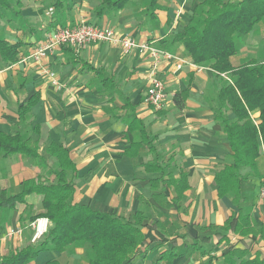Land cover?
I'll list each match as a JSON object with an SVG mask.
<instances>
[{
  "label": "crops",
  "instance_id": "obj_1",
  "mask_svg": "<svg viewBox=\"0 0 264 264\" xmlns=\"http://www.w3.org/2000/svg\"><path fill=\"white\" fill-rule=\"evenodd\" d=\"M203 1L158 0L151 8L150 0H127L117 10L103 5V0H9L8 8H0V37L22 44L18 63L6 66L0 59V132L20 131L39 142V152L48 161L41 167L27 157L0 156V202L3 194L19 193L24 181L41 175L54 181L49 171L58 163L46 148L56 143L68 149L77 170L76 204L126 220L141 212L147 223L157 225L156 231H144L147 242L133 264H225L232 249L247 250L246 259L256 253L264 259V241L259 237L229 232L228 240L220 241L210 228L222 227L238 215L232 197L219 198L215 184L217 172L232 163L229 141L216 120L220 91L230 80L194 64L183 46L173 43ZM81 20L174 58L158 59L150 50L127 52L119 43H99L79 49L61 46L39 62L27 59L54 31ZM263 39L264 26L257 27L238 57L232 58L233 66L253 59L264 64ZM154 80L164 84L167 95L160 111L145 102ZM183 91L188 96L179 110L175 96ZM36 94L38 103L20 124L19 108ZM224 117L235 119L230 111ZM134 118L143 126L130 130ZM253 118L257 122L259 113ZM35 127L39 131L33 133ZM260 147L259 176L243 170L249 184L242 208L252 223L264 226L261 141ZM150 162H158L166 172H149ZM182 173L187 174L190 188L179 204L166 207L175 193L164 187L161 178L178 179ZM68 178H73L71 172ZM154 180L161 182L159 189L152 187ZM42 200L31 195L15 209H0V259L34 245L30 218L41 211ZM17 229L21 233L11 237L10 231ZM91 257L88 246H70L64 252L43 251L30 264H87Z\"/></svg>",
  "mask_w": 264,
  "mask_h": 264
},
{
  "label": "trees",
  "instance_id": "obj_2",
  "mask_svg": "<svg viewBox=\"0 0 264 264\" xmlns=\"http://www.w3.org/2000/svg\"><path fill=\"white\" fill-rule=\"evenodd\" d=\"M157 1L150 0L149 7H154ZM126 2L103 0L102 3L120 10ZM8 7L9 0H0V8ZM260 26H264V0H204L195 8L191 21L173 38V43L182 45L194 64L208 67L218 76L225 74L230 80L220 91L216 120L221 122L229 141L232 163L217 172L215 184L219 198L232 197L238 215L236 218L230 217L222 227H210L217 232L220 241H227L229 232L242 238L259 237L264 241V226L252 223L242 208L248 198L246 190L249 184V177L243 174V170L259 176L260 141L264 146V64L253 59L234 67L231 61L238 55L239 43L245 42ZM21 47V43L11 44L0 37L2 63L6 66L18 63L22 58ZM187 96L188 91L176 94L175 103L179 110L184 108ZM39 99V94H36L19 108L20 124L27 121L31 108ZM226 111L235 116L233 121L224 117ZM256 112L259 113L257 122L253 118ZM131 124L130 130L143 126L137 118ZM38 131L39 127L32 130L33 133ZM146 140L147 136L143 143ZM39 150V142H34L20 131L13 135L0 132L2 157L23 156L35 160L41 167H47L48 161ZM46 153L58 163L56 170L49 171L54 175V181L49 182L41 175L22 182L19 193L10 197L3 194L0 209H15L18 204L25 203L28 196H42L41 211L32 216L30 221L47 218L51 228L38 243L15 250L1 258L0 264H30L43 251L53 249L64 252L70 246L83 245L88 246L92 253L87 264H133L142 245L147 242L144 231H156L157 225L147 223V217L141 212L136 213L131 220H126L115 214L76 204L74 178L77 170L68 149L52 143L46 148ZM146 168L149 172H166V167L158 162H150ZM69 172L73 175L70 180ZM161 180L167 190L171 188L175 193L166 207L179 204L190 188L185 173L178 179L172 177L163 180L162 177ZM160 184L159 180H154L152 187L159 189ZM247 255V250L232 249L225 256V264H264L260 253H256L252 259H246ZM48 264L60 263L53 261Z\"/></svg>",
  "mask_w": 264,
  "mask_h": 264
},
{
  "label": "built area",
  "instance_id": "obj_3",
  "mask_svg": "<svg viewBox=\"0 0 264 264\" xmlns=\"http://www.w3.org/2000/svg\"><path fill=\"white\" fill-rule=\"evenodd\" d=\"M99 43H119L122 48L129 52L134 49L150 50L156 58L172 59L174 56L167 52L154 49L149 45H140L131 38H120L116 32L110 28H103L81 20L72 27L59 28L47 37L44 44L33 51L27 59L41 61L47 54L61 46H70L72 48H83L87 45ZM54 78V75H50ZM145 102L155 110H163L167 104V95L165 86L158 80L153 81V85L146 93ZM261 198H264V182L261 186ZM33 229L32 243H38L51 228V223L47 218H38L31 223ZM21 230H11L10 236L20 234Z\"/></svg>",
  "mask_w": 264,
  "mask_h": 264
},
{
  "label": "rangeland",
  "instance_id": "obj_4",
  "mask_svg": "<svg viewBox=\"0 0 264 264\" xmlns=\"http://www.w3.org/2000/svg\"><path fill=\"white\" fill-rule=\"evenodd\" d=\"M243 46H245V44H244V42L242 43V42H240L239 43V45H238V50H239V52L238 53H240V50H242L243 49ZM238 57V56H237ZM237 57H236V59H237ZM234 63L236 62V60H234L233 61Z\"/></svg>",
  "mask_w": 264,
  "mask_h": 264
}]
</instances>
